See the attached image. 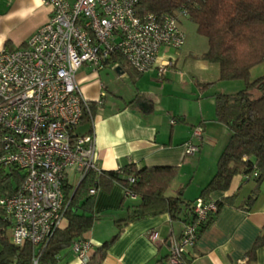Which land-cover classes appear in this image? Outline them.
<instances>
[{
	"label": "built area",
	"instance_id": "1",
	"mask_svg": "<svg viewBox=\"0 0 264 264\" xmlns=\"http://www.w3.org/2000/svg\"><path fill=\"white\" fill-rule=\"evenodd\" d=\"M41 1L50 8L47 21L21 46L0 50V167L24 173L18 189L0 197V207L11 221V243L35 247L65 220L66 173L72 171L79 182L89 172L101 171L93 131H77L84 111H89L77 70L117 68L120 58L136 73L156 69L161 76L174 60L168 56L159 64L160 50L177 52L186 40L175 16H140L136 9L141 0ZM193 137L201 139V127H194ZM183 146L185 155L198 152L192 141ZM88 193L95 195L97 189L91 187ZM216 211L210 198L193 201L180 237L169 247L168 264H187L188 250ZM147 237L158 240L153 230ZM70 250L84 263L93 246L85 234Z\"/></svg>",
	"mask_w": 264,
	"mask_h": 264
},
{
	"label": "crops",
	"instance_id": "2",
	"mask_svg": "<svg viewBox=\"0 0 264 264\" xmlns=\"http://www.w3.org/2000/svg\"><path fill=\"white\" fill-rule=\"evenodd\" d=\"M49 13V6L41 0H0V50L21 46L47 21ZM7 42L13 48H6ZM170 51L160 50L159 64L168 61ZM177 54L173 65L167 66L161 76L156 69L135 73L134 91L123 93L103 80L109 77L111 66L99 72L87 66L79 68L76 81L84 97L94 105V111L90 119L81 121L77 131H93L97 164L103 171L117 170L128 163L136 167L178 166L179 172L166 195L172 196L181 189L184 199L193 201L214 175L217 159L228 140V130L215 118V95L233 93L217 87L218 68L199 58L201 53L180 50ZM190 60L199 72L205 71V79L198 78L190 68L184 69ZM260 65L251 68L250 78L264 74V70L257 69ZM114 70L119 76L123 74V66ZM196 126L202 129L201 139L193 137ZM187 141L197 144L196 154L185 155L183 145ZM66 181L74 186L78 179L68 171ZM255 190V200L250 203L249 196ZM125 193L118 183L108 191L97 190L93 210L99 219L86 233L93 250L115 233V220L124 215L119 206ZM209 198L222 204L188 250L187 264H264V246L257 249L254 261L247 262V252L264 230V180L257 186L254 180L246 181L238 173L227 190L215 191ZM136 203V197L125 199V204ZM185 220L172 221L162 213L127 224L101 264H168L169 247L180 237ZM66 224L65 219L61 228ZM152 230L158 235L156 242L147 237ZM60 263L80 261L69 250Z\"/></svg>",
	"mask_w": 264,
	"mask_h": 264
},
{
	"label": "trees",
	"instance_id": "3",
	"mask_svg": "<svg viewBox=\"0 0 264 264\" xmlns=\"http://www.w3.org/2000/svg\"><path fill=\"white\" fill-rule=\"evenodd\" d=\"M136 11L140 16L167 13L178 21L188 19L195 25L196 33L207 39V49L199 58L217 66L216 81L242 80L244 83L233 94L215 95V118L226 127L229 135L217 159L215 173L198 197L208 199L215 191L227 190L238 173L246 181L254 180L258 186L264 180V74L250 78V70L264 63V0H141ZM182 11L186 15L182 16ZM117 60L121 67L126 65L122 59ZM88 108L82 120L93 115L94 105L88 102ZM178 172V166L136 167L128 163L117 170L89 172L74 186L65 181L67 224L55 229L48 240L37 247L29 242L11 243V221L0 207V264H61L72 243L83 238L99 219L93 210L95 195L88 193L91 187L108 191L114 183L120 184L126 191L119 206L124 215L115 220V233L95 246L89 259L80 264H101L108 248L131 222L162 213L172 221L187 220L196 198L193 201L184 199L181 189L172 196L166 195ZM23 177L20 170L0 167V197L14 193ZM256 192L249 196L250 203L255 200ZM130 196L138 198V203L125 204ZM215 203L217 211L201 232L219 211L222 202ZM262 246L264 230L247 252L248 263L254 261L257 249Z\"/></svg>",
	"mask_w": 264,
	"mask_h": 264
},
{
	"label": "rangeland",
	"instance_id": "4",
	"mask_svg": "<svg viewBox=\"0 0 264 264\" xmlns=\"http://www.w3.org/2000/svg\"><path fill=\"white\" fill-rule=\"evenodd\" d=\"M179 24L185 33L186 40H185V44L177 52L170 51V55H171L172 59L175 60L176 56H178L177 53H179L180 50H182L183 52H186V53L191 52L192 54H195V55H199L200 53L205 51L207 48V39L196 33L195 25L192 24L186 18H180ZM6 44L8 46L6 48H13V47H11L10 42H7ZM213 66H215L217 68L216 65H213ZM194 67H196V63L194 64V61L190 60L186 64L184 69L186 70V68H190V70L192 72H194L198 78L205 79V71L199 72ZM257 69L259 71L264 70V66L260 65ZM260 72H262V71H260ZM135 73L136 72L129 65L126 64L123 66V74L121 76L117 75L114 68H111L109 77L108 78L105 77V78H103V80H105L106 82H110L111 84H113L115 86V88H117V87L120 88V91H119L120 93L128 92L129 90L134 91L133 90L134 86L132 84V80H134L133 77H134ZM216 83H218L217 87L221 88L220 90H226L228 92L230 91L231 93L237 92L244 85L242 80L217 81ZM140 85L143 86V83L141 82ZM7 170H9V169H7ZM200 171H201V169L198 171L195 180L198 179ZM21 173H22V171H21ZM192 190H193V188H191L189 191H192ZM102 221H105V220H102ZM65 254L67 255V253H65Z\"/></svg>",
	"mask_w": 264,
	"mask_h": 264
},
{
	"label": "water",
	"instance_id": "5",
	"mask_svg": "<svg viewBox=\"0 0 264 264\" xmlns=\"http://www.w3.org/2000/svg\"><path fill=\"white\" fill-rule=\"evenodd\" d=\"M117 70V69H116Z\"/></svg>",
	"mask_w": 264,
	"mask_h": 264
}]
</instances>
